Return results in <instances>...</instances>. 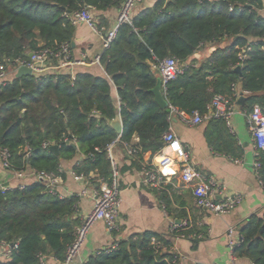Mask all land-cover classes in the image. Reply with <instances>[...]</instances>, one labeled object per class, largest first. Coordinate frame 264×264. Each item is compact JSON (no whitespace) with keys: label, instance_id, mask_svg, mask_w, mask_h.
Wrapping results in <instances>:
<instances>
[{"label":"trees","instance_id":"obj_1","mask_svg":"<svg viewBox=\"0 0 264 264\" xmlns=\"http://www.w3.org/2000/svg\"><path fill=\"white\" fill-rule=\"evenodd\" d=\"M124 1L0 0V65L14 67L41 47L56 53L69 44L72 53L76 26L70 16L86 7L98 12L119 9ZM262 12L264 0H158L133 15L131 24L118 28L101 54L104 77L57 71L41 77L17 76L0 85V151L9 152L10 171L34 170L65 178L63 163L81 155L83 159L73 167L76 174L93 186L101 178L111 183L109 145L119 137L132 144L138 150L133 166L141 169L146 155L152 158L165 147L164 136L177 117L171 107L188 116L206 115L215 96L236 100L234 93L247 92L243 110L250 114L255 105H264ZM205 45L213 51L195 58ZM168 57L176 58L183 72L168 83L164 97L169 107L163 109L152 90L160 77L156 66ZM118 115L121 135L110 125ZM207 122L209 146L240 161L243 149L226 121ZM135 136L138 144H133ZM66 139H74L75 144ZM223 141L225 146L220 147ZM53 145L58 146V155L51 151ZM257 161L264 187V151ZM171 187L157 192L168 215L172 214ZM79 201L78 196L51 195L39 182L0 189V244H17L10 257L0 258V264H46L50 258L63 264L82 221ZM175 217L191 220L192 228H178L167 237L151 231L134 234L117 241L115 249L97 252L86 264H181L180 255L172 251L173 237L202 235L189 239L195 250L209 234L185 210ZM263 226L264 216L249 218L241 231L242 242L234 249L236 258L264 264Z\"/></svg>","mask_w":264,"mask_h":264},{"label":"crops","instance_id":"obj_2","mask_svg":"<svg viewBox=\"0 0 264 264\" xmlns=\"http://www.w3.org/2000/svg\"><path fill=\"white\" fill-rule=\"evenodd\" d=\"M158 0H148L142 5H138L133 15L138 14L145 8L153 6ZM119 9H111L98 12L91 9V14L96 23L103 19V28L106 31L112 30L118 20ZM264 16V12L261 13ZM75 48L72 47V56L76 61L86 59V65H74L60 72L69 73L75 76L78 73H90L96 76H105L103 66L94 62V59L103 53V40L87 24L82 23L76 26L74 38ZM213 51L211 45L203 46L195 55V58L202 59ZM19 72V68L9 67L6 74V81H11ZM235 101V113L230 119V125H226L231 136H234L238 145L243 149V157L240 161H233L228 156L214 151L209 146L206 138V131L209 129V122H204L198 126H190L179 120L178 116L172 120L171 127L181 140L183 145L191 153V165L201 173L213 176L226 188L227 194L242 196L241 204L229 215L215 216L209 212L200 210L195 204L193 188L181 181V168H177V176L172 177L166 187L172 186L171 211L168 213L163 209L158 198V190L147 187L143 180L142 169L133 166V160L129 159L122 145H117L113 150V157L117 163L120 177L119 189L121 194V210L118 220V231L116 234L109 232L107 224L97 222L90 230L85 244L77 257L71 264H86L88 260L97 252L112 247L119 240H126L134 234L151 231L164 236H169L171 223L175 220V215L181 210H185L188 216L201 220L208 229V237L199 243L197 249L193 250L190 240H180L177 242V250L183 257L181 264H231L232 252L230 241L235 244L241 243L242 228L249 218L254 215L264 216V187L260 182L255 170V145L247 125V113L243 106ZM247 97V94H244ZM117 97V101H118ZM227 124V123H226ZM137 136L133 138V144H138ZM225 146V142L219 144ZM83 159L78 155L71 162H64L62 171L65 178L58 185V193L65 197L78 196V217L81 219L89 214L94 207L95 186L90 182L74 180L70 172L73 167ZM158 155H146L145 162L157 165ZM93 177V175H92ZM34 177L29 173L25 177L19 178L14 172L7 171L2 167L0 159V186L17 188L20 185H30L34 183ZM88 189V194L81 197V192ZM233 229L232 237L229 230ZM0 258L4 256V250L0 244ZM46 264H62L60 261L50 258ZM236 264H254L246 257L236 258Z\"/></svg>","mask_w":264,"mask_h":264},{"label":"built area","instance_id":"obj_3","mask_svg":"<svg viewBox=\"0 0 264 264\" xmlns=\"http://www.w3.org/2000/svg\"><path fill=\"white\" fill-rule=\"evenodd\" d=\"M148 0H125L120 8L116 26L106 31L103 27H98L94 17L91 14V9L86 7L80 12L72 14L70 21L74 26L85 23L95 33L100 35L103 40V51L108 49L116 37L118 28L122 24H131L134 10L138 5H142ZM231 11L233 8L230 9ZM264 49V48H263ZM101 55L94 59L95 63L100 64ZM87 61H76L73 59L69 44H65L61 49L54 53L47 48L41 47L37 51L33 52L27 60H17L15 68H27L31 70L32 75L36 77L44 76L50 72H60L63 69L70 68L74 65H86ZM9 68H5L4 65H0V85L8 82L6 81V74ZM156 69L160 74L162 81L163 92L166 91L169 82L175 80L179 74L183 72V69L179 65V61L174 57H168L158 62ZM236 88H234L235 90ZM243 95L247 92H242ZM236 100L239 93H234ZM233 96L217 95L214 97L211 104L208 106V113L201 115L199 112H194L188 116L183 113H179L175 108L171 107V110L175 112L183 123L190 126H198L204 122L209 121L212 118H222L226 121L227 125H230V119L235 113V101ZM247 125L249 132L253 138L255 145V170L259 176V170L261 164L257 161L260 156V152L264 151V105H255L252 112L247 115ZM65 142L75 144V140L66 139ZM165 147L158 154L159 161L157 165L153 163L145 162L142 172L144 175V184L154 190L161 191L172 179L177 176V168H181V181L183 184H187L193 188L194 198L196 206L205 212H209L215 216H225L231 214L242 202V196L227 194L226 188L222 186L215 177L208 176L191 165V153L183 145L178 138L173 128L170 126L168 132L164 136ZM117 145H122L126 151L129 159L136 158L138 150L127 142H122L120 137L116 139L108 147V155L112 161V180L111 183L105 180L97 179L98 186L94 189V207L93 210L82 218L81 224L77 227L75 232V239L69 246L66 259L63 264H71L79 254L80 250L85 244L86 238L97 222H104L107 224L109 232L113 233L118 231V220L121 210V194L119 189V177L120 172L117 163L113 157V150ZM49 145L45 144L44 148H48ZM9 152L7 150L0 151V159L2 167L10 171ZM19 178L25 177L28 173L34 177L35 182H39L46 186L47 191L51 195H56L59 198H64L58 193V185L62 182V177L56 174H48L44 172H37L34 170H27L22 172H14ZM74 180L81 182L86 178L83 175L76 174L73 170L70 172ZM88 182V181H87ZM20 188L25 187L20 185ZM0 189L7 190L8 187L3 185ZM88 194V189H84L81 192V197ZM165 210V208L163 207ZM201 220H198V226H202ZM193 226L191 220H185L181 223L172 221L171 230L173 232L176 229L188 231ZM234 234L233 229L229 230V235L232 237ZM190 238L201 239L202 235H178L173 237L174 247L172 251L180 255L181 262L183 257L177 250V242L180 240H189ZM242 242V239H241ZM4 250V256L10 257L12 250L17 248L15 245L1 244ZM237 246L233 240L230 241V248L232 252L231 264H236V256L234 249ZM115 249L116 245L110 247ZM106 250V249H104Z\"/></svg>","mask_w":264,"mask_h":264},{"label":"water","instance_id":"obj_4","mask_svg":"<svg viewBox=\"0 0 264 264\" xmlns=\"http://www.w3.org/2000/svg\"><path fill=\"white\" fill-rule=\"evenodd\" d=\"M72 47L75 48V41H72ZM237 71L240 72V68H237ZM31 76L32 72L31 70L27 69V68H20L19 72L17 74L18 77L20 76ZM154 96H155V100L158 103V105L163 108L166 109L169 107V103L167 102V100L164 97V92L162 89V81L161 78H158L157 81V85L156 87L152 90ZM246 101V97L242 94L241 97L238 99V105L240 106H244ZM170 112V109H169ZM110 125L113 127V129L119 134L121 135L123 132V124H122V120L120 118V115H118L113 121L110 122ZM74 147H76L75 145H73ZM51 151L54 152L55 154H59V148L57 145H53L51 146ZM177 223H181V221L177 220ZM264 227V226H263ZM263 229V228H262ZM262 229L259 232V235H261L262 233Z\"/></svg>","mask_w":264,"mask_h":264}]
</instances>
